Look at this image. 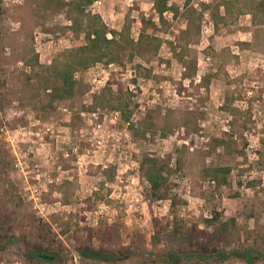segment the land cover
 Masks as SVG:
<instances>
[{"label":"rangeland","instance_id":"obj_1","mask_svg":"<svg viewBox=\"0 0 264 264\" xmlns=\"http://www.w3.org/2000/svg\"><path fill=\"white\" fill-rule=\"evenodd\" d=\"M187 1H173L179 12L167 14L165 24L148 0L94 4L89 10L93 15L111 30L128 26L134 41L142 18L153 19L156 29L148 27L146 35L159 38L162 46L156 55L137 57L133 64H98L77 74L88 93L54 104L53 111L49 93L27 82L30 69L19 60L33 51L42 66H50L61 53L84 45L85 37L66 30L71 23L64 12L56 15L61 10L56 2L0 0L5 53L0 64V148L6 163L0 169V264H38L28 258V248L43 246L39 224L49 226L55 245L63 250L64 257L54 264H264V242L255 231L264 225V172L258 155L250 152V146L255 153L264 151V27H254L246 17L216 32L201 7L211 0H189L190 8L202 15L190 27L184 17ZM109 84L113 92H128L131 108L137 106L130 124L119 111H84ZM228 99L246 114L243 119L251 120L247 129L243 120L235 129L240 148L248 150L246 158L205 159L209 140L232 130V117L223 111ZM114 113L120 118L113 123ZM148 115L155 128L145 141L131 127L139 129ZM184 145L186 167L171 179L169 196L186 204L179 216L196 240L190 248L169 231L155 249L152 213L170 222V202L150 209L139 163L146 154L167 160ZM218 163L233 168L229 186L221 189L204 176L205 168ZM213 211L236 219L251 238L242 237L222 259L182 257L221 249L198 233L205 231L203 222ZM82 244L118 253L120 259L86 261L77 250Z\"/></svg>","mask_w":264,"mask_h":264},{"label":"trees","instance_id":"obj_2","mask_svg":"<svg viewBox=\"0 0 264 264\" xmlns=\"http://www.w3.org/2000/svg\"><path fill=\"white\" fill-rule=\"evenodd\" d=\"M100 1L103 0H48V2L58 3L61 7L56 15L64 12L67 20L70 21L71 27H66V30L78 36L84 35L86 42L78 48L61 53L50 66H42L38 55H35L33 51L24 53V56L19 60L25 68L30 69V73L25 74L27 82L39 86L44 92L49 93L48 108L50 110L55 111L54 104L61 105L71 100H80L88 93L83 81L76 79L77 74L84 73L98 64H103L106 67L122 66L124 63L133 64L137 57L145 59L150 55H156L162 46V41L159 38L146 35L148 27L156 29L153 19L142 18L143 27L138 41L132 40L128 26H125L121 31L109 29L100 16L93 15L89 11L95 3ZM148 1L153 5L154 12L161 24L166 23L167 14L176 16L179 12V8L173 4L174 0ZM201 7L204 13L210 14L216 32L226 30L246 17H250L254 27H264V0H211L210 4H203ZM184 17L190 27L202 19V15H198L196 10L190 8L189 0L185 3ZM3 44L4 40L0 31V64L5 54ZM138 68L141 69V66ZM131 103V96L128 92L126 94L113 92L112 86L109 84L101 93L94 96L93 105L90 108L83 109L88 113H97L101 110L119 111L124 121L130 124L134 110L137 108L135 106L132 109ZM232 107L233 103L230 99L223 107V111L232 117L231 132L209 140L204 152L205 159L219 158L223 162L226 158L234 160L238 157L244 158L245 156L246 158L247 149L240 148L238 140H236L238 136L235 129L242 124V120L244 121L241 125L242 128L247 129L251 120L243 119V115L246 114H242ZM198 127V124L195 123V132L200 131ZM154 128V119L150 115L143 120L139 129L135 130L134 127H131L133 135H138L145 141H148L149 133ZM162 137L167 138V136ZM261 145H264V142ZM187 150L186 145L177 148L174 151V156L167 160L156 155L146 154L139 163L142 178L148 184L150 209L154 204L164 200L170 202V222H161L152 213L154 228L152 246L155 249L161 245L163 235L169 231L184 246L192 248L196 240L195 232L179 216L180 208L186 204L177 196H169L171 179L176 174L183 172L186 167ZM256 155H258V167L264 172V151H258ZM1 156L2 149L0 148V169H5L6 163ZM232 172L231 166L218 163L205 168L204 176L217 189H221L229 186ZM167 195L168 197H166ZM203 225L205 231L198 233L205 236L206 241L216 242L221 249L211 252L194 251L182 257L188 256L198 261L222 259L224 255L231 252L232 245L239 243L242 237L251 238V233L240 230L236 219H225L224 215L217 211H213L211 216L204 220ZM50 231L48 225L39 224L38 242L43 243V246L40 248L34 245L28 248L30 260H34L38 264H54L64 257L63 250L57 248ZM255 231L258 239L264 242V225L258 226ZM89 238L91 239L92 236L90 235ZM77 250L86 261L110 263L120 259L118 253L96 250L85 244L78 246ZM166 257V260H170L169 255Z\"/></svg>","mask_w":264,"mask_h":264},{"label":"built area","instance_id":"obj_3","mask_svg":"<svg viewBox=\"0 0 264 264\" xmlns=\"http://www.w3.org/2000/svg\"><path fill=\"white\" fill-rule=\"evenodd\" d=\"M100 5L101 4V2H97V3H95V5ZM139 35V34H138ZM94 117H95V115H94ZM112 122L114 123V122H116V121H118L119 120V118H120V114L119 113H114V114H112ZM101 125H98L97 126V128L99 129V130H101ZM248 151V150H247ZM255 151H256V148L254 147V146H250V152L253 154V156L256 158L257 156H256V153H255Z\"/></svg>","mask_w":264,"mask_h":264}]
</instances>
